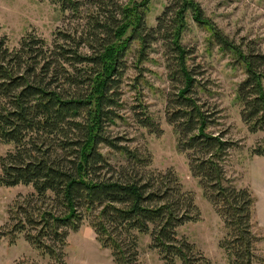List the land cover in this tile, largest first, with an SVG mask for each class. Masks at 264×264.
Listing matches in <instances>:
<instances>
[{
  "label": "trees",
  "instance_id": "obj_1",
  "mask_svg": "<svg viewBox=\"0 0 264 264\" xmlns=\"http://www.w3.org/2000/svg\"><path fill=\"white\" fill-rule=\"evenodd\" d=\"M50 1L76 17L85 10L83 30L59 29L53 43L27 33L18 47L0 36V141L11 145L0 157V185L33 189L14 209V231L59 264L65 228L78 230L84 221L115 264H142L139 235L144 234L166 264H210L178 235L180 226L200 219L194 194L175 171L151 169L149 153L109 130L125 119L121 85L131 44L138 42L143 61L159 43L173 88L167 121L192 176L224 223L220 247L229 264H260L252 231L256 198L227 179L224 162L235 142L211 129L218 125L217 111L202 98L213 91L182 42L188 16L209 28L212 42L243 66L246 76L237 90L241 116L252 133L263 134L264 52L210 23L196 0H172L153 27L143 2ZM133 108L141 127L161 131L139 97ZM252 152L264 156V136ZM115 155L119 162H113Z\"/></svg>",
  "mask_w": 264,
  "mask_h": 264
},
{
  "label": "rangeland",
  "instance_id": "obj_2",
  "mask_svg": "<svg viewBox=\"0 0 264 264\" xmlns=\"http://www.w3.org/2000/svg\"><path fill=\"white\" fill-rule=\"evenodd\" d=\"M171 1L135 0L146 4V22L152 27ZM196 2L209 22L230 38L253 42L264 52V0ZM84 15L85 10L81 17L64 13L50 0H0V36L7 37L12 47H18L21 38L27 33L53 43L55 32L59 29L83 30L87 23ZM126 36L125 33L123 38ZM182 42L193 52L191 62L202 73L200 79L213 91V95H204L202 98L210 110L217 111L218 125L211 129L214 132L220 129L226 138L235 142L224 162L227 179L231 185L248 188L256 198L252 231L258 239L256 253L261 258L260 264H264V156L252 152L264 134L252 133L241 116L242 107L237 90L246 76L244 68L234 64L233 57L212 42L210 29L201 27L190 15ZM137 51L138 42H134L125 57L127 66L121 85V113L125 119L111 126L110 133L126 137L128 140L124 143L140 153H149L151 169L176 172L184 189L194 194L201 213L198 221L178 228L179 237L194 245L197 255L208 259L210 264H229L227 255L220 247L225 235L224 223L205 197L198 179L192 176L189 160L178 150L177 135L167 121V99L173 88L168 77L164 48L159 43L152 45L147 52V59L143 61L139 60ZM138 97L154 116L160 132H150L136 122L133 107ZM9 149L11 145L0 141V157ZM103 152L107 153L108 150L103 148ZM113 158V162H119L118 155ZM32 191L30 186L0 185V264H59L55 257L30 243L24 233L14 231L17 223L14 209ZM65 230L68 235L61 251V264H115L110 250L103 248L96 240L88 221H84L78 230ZM139 251L142 264H166L157 250L151 247L150 235H139ZM176 264L182 262L177 261Z\"/></svg>",
  "mask_w": 264,
  "mask_h": 264
}]
</instances>
